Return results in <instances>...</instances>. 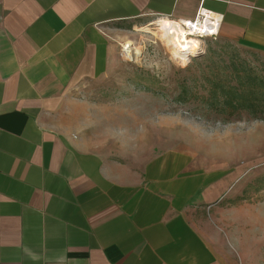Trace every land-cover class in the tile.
Listing matches in <instances>:
<instances>
[{
    "label": "crops",
    "instance_id": "obj_1",
    "mask_svg": "<svg viewBox=\"0 0 264 264\" xmlns=\"http://www.w3.org/2000/svg\"><path fill=\"white\" fill-rule=\"evenodd\" d=\"M202 12L264 54V0H0V264H228L200 222L243 174L138 159L75 94L116 61L109 26Z\"/></svg>",
    "mask_w": 264,
    "mask_h": 264
},
{
    "label": "rangeland",
    "instance_id": "obj_2",
    "mask_svg": "<svg viewBox=\"0 0 264 264\" xmlns=\"http://www.w3.org/2000/svg\"><path fill=\"white\" fill-rule=\"evenodd\" d=\"M156 20L109 26L116 61L102 79L78 88L76 97L90 120L109 123L120 140L126 137L138 159L167 145L194 154L206 168L241 172L200 228L226 263L264 264V119L254 118L264 115V102L234 111L220 93V87L229 91L241 83L247 98L252 90L260 99L264 54L219 36L203 37L199 53L179 62L160 42L151 25ZM125 43L139 55L124 56Z\"/></svg>",
    "mask_w": 264,
    "mask_h": 264
},
{
    "label": "bare ground",
    "instance_id": "obj_3",
    "mask_svg": "<svg viewBox=\"0 0 264 264\" xmlns=\"http://www.w3.org/2000/svg\"><path fill=\"white\" fill-rule=\"evenodd\" d=\"M201 18L204 20V24L196 29L189 28L190 37L186 36L180 25L168 19H157L151 25L156 27L160 42L165 45L175 60L181 62L185 60V57L199 53L202 48L200 38L213 36L216 31L217 24L215 27L209 23L216 19L214 16L202 12ZM131 44L125 43L122 47L123 55L126 57H131L132 54L139 55L138 50L132 53Z\"/></svg>",
    "mask_w": 264,
    "mask_h": 264
},
{
    "label": "trees",
    "instance_id": "obj_4",
    "mask_svg": "<svg viewBox=\"0 0 264 264\" xmlns=\"http://www.w3.org/2000/svg\"><path fill=\"white\" fill-rule=\"evenodd\" d=\"M264 87V85H261ZM221 94L223 96L222 104L231 107L234 111H238L240 109L251 108L256 109L262 105L264 102V91L259 93L260 99L257 98L258 92L249 91L250 99L246 96L245 86L241 83L237 87H231L226 90L224 87H220ZM264 89V88H262ZM258 120L264 119V115L261 117H254Z\"/></svg>",
    "mask_w": 264,
    "mask_h": 264
},
{
    "label": "built area",
    "instance_id": "obj_5",
    "mask_svg": "<svg viewBox=\"0 0 264 264\" xmlns=\"http://www.w3.org/2000/svg\"><path fill=\"white\" fill-rule=\"evenodd\" d=\"M201 14L198 13L197 17L194 20H192V21H186V22L179 21V22H174V23L180 25V27L182 29H184L186 36L190 37V35L188 34L189 33V28L196 29L197 27H200L201 24L202 25L204 24V20L201 18ZM199 19L201 20V22H200ZM209 23L212 24V25H215V27H216V24H217L216 31H215L214 35L213 36H209V37L217 36L218 20L214 19L213 21H211Z\"/></svg>",
    "mask_w": 264,
    "mask_h": 264
}]
</instances>
